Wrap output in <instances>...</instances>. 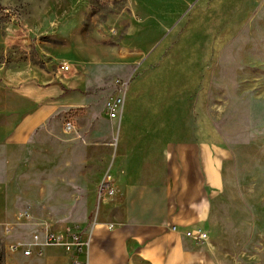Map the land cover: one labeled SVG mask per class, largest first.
Listing matches in <instances>:
<instances>
[{
  "label": "crops",
  "instance_id": "1",
  "mask_svg": "<svg viewBox=\"0 0 264 264\" xmlns=\"http://www.w3.org/2000/svg\"><path fill=\"white\" fill-rule=\"evenodd\" d=\"M199 52L196 46L154 47L145 74L130 78L117 118L104 110L113 80L95 98L86 91L96 83L59 69L43 83L28 79L3 92L0 202L5 181L18 179L17 211L26 221L38 218L36 212H56L62 214L53 232L64 233L70 224L81 229V264H234L232 250L221 244H242L245 253L250 242L229 241V219L214 202L228 180L222 171L227 148L202 106L201 74H147L151 63L200 68ZM78 110L107 123H77ZM63 111L70 116L69 130L57 123ZM5 203L6 210L16 205ZM195 228L207 232V245L186 235ZM35 255L34 264H72L71 253L60 246L42 247Z\"/></svg>",
  "mask_w": 264,
  "mask_h": 264
},
{
  "label": "rangeland",
  "instance_id": "2",
  "mask_svg": "<svg viewBox=\"0 0 264 264\" xmlns=\"http://www.w3.org/2000/svg\"><path fill=\"white\" fill-rule=\"evenodd\" d=\"M165 44L200 48V68L148 63L153 69L147 74L169 79L194 70L201 74L202 106L227 148L222 171L228 180L214 202L229 219L224 225L229 241L250 242L245 253L242 244L221 246L232 250L234 264H264V244L257 243L264 238V0H0V105L3 92L28 79L43 83L59 69L96 83L86 91L96 98L115 78L144 75L146 56ZM92 105L95 110L94 98ZM83 112H73L75 122L107 123ZM69 118L63 111L57 123ZM17 182L5 181L0 202V264H34V252L23 256L11 245L52 229L62 214L36 212L38 218L26 221L17 211ZM3 201L16 205L6 210ZM208 238L199 244L207 245Z\"/></svg>",
  "mask_w": 264,
  "mask_h": 264
},
{
  "label": "built area",
  "instance_id": "3",
  "mask_svg": "<svg viewBox=\"0 0 264 264\" xmlns=\"http://www.w3.org/2000/svg\"><path fill=\"white\" fill-rule=\"evenodd\" d=\"M64 69L68 65L63 66ZM131 77L115 78L112 83V90L104 101V110L109 118H117L121 115L125 93ZM66 130L72 128L70 122L65 123ZM108 192H111L109 189ZM186 235L196 242H201L207 238L206 232L201 228H195L186 232ZM80 233L65 230L64 233H55L51 229L34 232L28 240H19L11 245L13 250L20 249L23 256L31 253H38L42 247L55 245L62 247L66 252L71 253V263L81 264L78 255L85 246Z\"/></svg>",
  "mask_w": 264,
  "mask_h": 264
}]
</instances>
